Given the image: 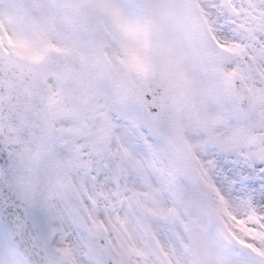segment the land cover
Masks as SVG:
<instances>
[{
	"label": "snow or ice",
	"instance_id": "1",
	"mask_svg": "<svg viewBox=\"0 0 264 264\" xmlns=\"http://www.w3.org/2000/svg\"><path fill=\"white\" fill-rule=\"evenodd\" d=\"M0 264H264V0H0Z\"/></svg>",
	"mask_w": 264,
	"mask_h": 264
}]
</instances>
